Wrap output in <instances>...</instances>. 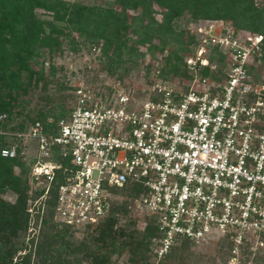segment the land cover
Here are the masks:
<instances>
[{
    "label": "built area",
    "instance_id": "2783aa9c",
    "mask_svg": "<svg viewBox=\"0 0 264 264\" xmlns=\"http://www.w3.org/2000/svg\"><path fill=\"white\" fill-rule=\"evenodd\" d=\"M219 23L194 27L200 39L184 59L183 88L157 81L145 98L78 88L65 117L0 128L14 141L0 156H16L18 145L28 166L27 230L38 232L50 200L52 219L71 229L94 227L126 200L138 228L154 220L155 260L177 238L226 239L230 261L247 243L263 246L264 82L254 79L263 36Z\"/></svg>",
    "mask_w": 264,
    "mask_h": 264
},
{
    "label": "trees",
    "instance_id": "16d2710c",
    "mask_svg": "<svg viewBox=\"0 0 264 264\" xmlns=\"http://www.w3.org/2000/svg\"><path fill=\"white\" fill-rule=\"evenodd\" d=\"M110 2L104 6L68 0H0V115H4L0 128L22 131L34 121L44 123L48 117L56 121L68 114L71 106L61 107L59 101L64 98L61 93L37 95L45 103L59 104V110L50 115L49 110L35 111L34 108L30 110L31 116L23 113L28 100L21 98L39 82H42L43 92L49 83H55L58 91L65 88L57 80H47L41 67L34 68L38 63L41 65L43 61L39 59L44 53L59 52L64 43L70 44L72 50L77 49L78 43L90 47L98 45L100 56L106 59L103 65L106 74L120 82L147 53L151 57L145 65L146 84L171 82L175 78H185L183 82H187L191 74L184 58L195 51L200 39L194 27L203 21H228L237 30L262 34L260 60L264 64V0ZM37 10L45 12L44 17L39 16ZM184 15L192 24L190 32L176 26L177 20ZM170 43L172 47L169 48ZM140 47H144V51ZM212 52L216 57L211 54L209 60L216 58L218 64H222L223 57L216 47ZM155 53L161 56L157 58ZM151 69L155 76L152 80L148 78ZM53 70V66H49L48 74L52 76ZM200 72L205 75L209 71L203 67ZM216 73L211 74L215 76ZM106 90L107 94L97 96H110L114 91L113 88ZM129 90L130 87L125 89ZM22 114L23 118H19ZM13 142L0 136V148ZM15 149L16 156L12 158L0 156V195L6 191L15 194L12 202L0 196V264H80V259L90 264H106L109 254H119L124 248L134 263L145 264L154 259L150 247L151 238L156 236L154 220L150 217L142 229L138 228L126 200L113 204L110 214L93 227V233L86 232L87 236L78 241L71 240L70 227L53 221V201L50 200L40 220L41 239L32 245V237L37 234L27 232L31 220L25 208L28 166L18 155V145ZM137 190L133 189L134 192ZM119 218L124 219V224L115 226ZM36 220L35 216L34 225ZM262 240L264 250V237ZM222 241L230 249V241ZM190 243L185 238H177L157 263L173 264L174 258L181 257L178 250H185ZM22 249L26 250L18 253ZM241 251L251 253L249 245L243 246Z\"/></svg>",
    "mask_w": 264,
    "mask_h": 264
},
{
    "label": "rangeland",
    "instance_id": "374dc122",
    "mask_svg": "<svg viewBox=\"0 0 264 264\" xmlns=\"http://www.w3.org/2000/svg\"><path fill=\"white\" fill-rule=\"evenodd\" d=\"M68 1H78L85 4H95V5H104L107 6L111 2L110 0H68ZM37 13L39 16L44 17L45 12L37 10ZM156 18H159V15H155ZM188 17L184 15L183 17L179 18L177 20V28H186L187 31L190 32V25L188 22ZM206 21H203L201 24H204ZM222 23H219L217 28H221L222 26H231L228 23V21H221ZM193 28V27H192ZM191 28V29H192ZM238 30H244L245 29H238ZM75 35V34H73ZM68 43L62 44V47L59 52L56 53H44V56L39 59L43 62L38 63L37 65H34V68L39 69L40 67L43 70V73L45 75V78L47 80H57L58 82H61L62 85L65 86V88L62 91H58L56 88L55 83L51 85L49 83L46 85V91L43 92L41 89L42 82H39L37 87H35L33 90L28 91V93L25 96H22V99H27L28 103L26 104L25 110L23 113H27L28 115H32L30 113V110L34 108L36 111L38 110H49V115L51 113L57 112L60 108L57 103L55 102H47L40 100L37 95L48 93L52 95L54 92L55 94L61 93V95L64 96L62 100H60V105L63 109H67L72 105V103L75 101V96H73L74 90L80 88V89H88L92 97H96L97 94L103 93L107 94V88H113L117 91L125 90L126 88L130 87L131 94L138 97H146L147 95L150 96V84L145 83V72L146 67L145 65L150 60V55L147 53L144 55L143 59H138V66L131 69V71L128 73L127 76H124L123 82H120L117 78H115L112 75L106 74V69L103 66L106 63V59L103 56H100V52L98 50V45L94 47H90L88 45H83L78 43V47L76 50L69 49ZM169 48L172 47V44L167 45ZM167 47V48H168ZM141 51H144V47H140ZM166 51L163 53L165 54ZM156 57L159 58L161 56L160 54L155 53ZM189 55H192L189 54ZM185 59V58H184ZM158 60V59H157ZM216 67L219 66L218 63H216ZM256 70L254 71V79L255 81L264 82V64L260 60L258 63H256ZM49 66H53L54 72L53 75H49ZM121 71V70H120ZM120 71H118L120 73ZM148 78L150 80L155 79V76L152 72V69L148 72ZM185 80V78H183ZM184 80L181 78H175L171 82L174 83L175 86H178L179 88L184 87ZM155 81V80H153ZM74 89V90H73ZM139 89V91H138ZM140 93V94H139ZM57 97V95H54ZM77 96V95H76ZM58 101V100H57ZM4 118V117H3ZM19 118H23V114L20 115ZM53 117H48L47 119H51ZM2 120V119H1ZM3 199L8 200L12 202L15 198V194H13L10 191H6L5 193L0 195ZM46 209L44 208L43 214L45 215ZM131 213V211H130ZM54 221V220H53ZM34 220L32 221L33 227H36L38 225V220H36V223L34 225ZM55 222V221H54ZM121 224H124V219L119 218L118 221L115 223V226H120ZM41 228V225H39L38 229ZM94 228L90 229H69L68 232L72 235L71 240L78 241L82 238H85L88 234L93 233ZM30 231V232H29ZM29 234H31V230H27ZM87 232V233H86ZM37 234V236H34L32 238L33 242L32 245H35L41 238L40 236V230L39 232H34ZM86 235V236H85ZM26 236H24L25 238ZM37 237V238H36ZM22 238V237H21ZM23 238V239H24ZM222 238L213 239L208 242H202V243H190L187 245V248L185 250H178L181 257H176L173 260V264H264V250H262L261 246H255L252 245L249 247L251 250L249 252H242L240 251L238 255H234L235 258L230 261L231 253L229 252V249L226 247V242H221ZM222 243V244H221ZM248 245V243L246 244ZM251 246V245H249ZM26 250V249H25ZM24 249L18 251V253H23L25 251ZM70 258V257H69ZM131 256L129 254V251L124 248L121 253L116 254H109L108 261L106 264H142V263H134L131 259ZM181 258V259H180ZM31 259L33 258V255H31ZM80 264H90L87 260L80 259ZM150 260V259H149ZM159 260V259H158ZM158 260H155V258L150 262L148 261L145 264H158Z\"/></svg>",
    "mask_w": 264,
    "mask_h": 264
}]
</instances>
